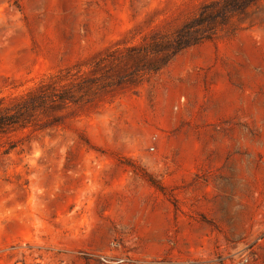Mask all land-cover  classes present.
Wrapping results in <instances>:
<instances>
[{
	"label": "rangeland",
	"instance_id": "374dc122",
	"mask_svg": "<svg viewBox=\"0 0 264 264\" xmlns=\"http://www.w3.org/2000/svg\"><path fill=\"white\" fill-rule=\"evenodd\" d=\"M218 2L0 0V103L112 84L0 134V264H264V0L134 63Z\"/></svg>",
	"mask_w": 264,
	"mask_h": 264
},
{
	"label": "trees",
	"instance_id": "16d2710c",
	"mask_svg": "<svg viewBox=\"0 0 264 264\" xmlns=\"http://www.w3.org/2000/svg\"><path fill=\"white\" fill-rule=\"evenodd\" d=\"M260 0H220L218 3L204 5L200 10L198 17L189 23H186L182 28L173 34L171 40L153 39L146 47L140 49L146 54L144 58L134 61L136 66L143 63V67L149 71H156L165 64L171 56L182 50L184 47L195 44L203 39H209L210 35H200V27H205V32L213 30L217 20H221V25H226L227 16L230 13L242 15L246 9ZM198 35L200 37H198ZM135 52L136 50H132ZM149 55L162 54L164 57L158 61L147 58ZM138 57V56H137ZM105 60L104 58L102 59ZM127 76L118 77V86L120 84H134L132 76L130 80L125 81ZM125 81V82H124ZM112 86L107 84L103 87L97 86V78H89L80 80L75 84H64L59 88L54 82L41 84L34 91L28 93L25 97L15 100L9 104L0 103V134H4L8 129L13 131L16 128H25L31 126L30 120L35 113L44 114L58 108H66L70 104H75L85 100L87 104L99 102V97L96 94L97 90H102ZM96 87V88H94ZM91 96V97H90ZM97 96V97H96Z\"/></svg>",
	"mask_w": 264,
	"mask_h": 264
}]
</instances>
